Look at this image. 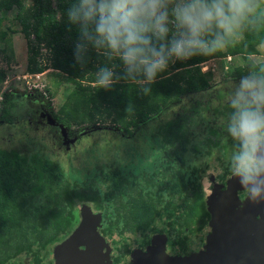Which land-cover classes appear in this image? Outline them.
<instances>
[{
  "label": "trees",
  "instance_id": "obj_1",
  "mask_svg": "<svg viewBox=\"0 0 264 264\" xmlns=\"http://www.w3.org/2000/svg\"><path fill=\"white\" fill-rule=\"evenodd\" d=\"M74 0H0V9H13L21 25V32L28 45L27 72L44 73L56 71L58 79L47 91L54 97L64 83L74 86L68 103L61 109L66 125H98L111 121L122 127L128 134L140 125L164 113L165 109L180 107L177 117L162 123L163 139L177 141L186 149L191 140L192 128L204 121L205 114L214 111L217 117L231 119L230 102L223 103V94L218 107L204 97L212 88V72H203L202 64L213 59L228 56L243 57L245 63L237 65L234 75L237 79L250 73L264 75V62L256 64L252 56L259 55V47L264 45V12H252L242 25L229 36L226 42L207 53H198L184 59L173 58L168 67L158 74L156 80L145 93L138 81L126 78L122 62L116 57H108L102 50L91 44L77 60L75 48L81 38L80 25L72 23L67 16ZM264 0H252L254 8ZM0 19V25H2ZM169 37L175 31L170 24ZM3 38L6 34H1ZM1 39V38H0ZM153 37L157 46L164 43ZM112 68L115 77L111 86L100 87L95 73L99 67ZM5 71L0 70V83L5 79ZM14 94H6L5 103L10 107L1 110L0 116L7 119L15 102ZM210 129L204 142L209 147L220 142L230 132ZM193 216L206 221L207 212L201 185L193 181ZM64 180L62 170L52 162L38 155L9 152L0 149V264H24L22 255H27L35 264H43L55 245L63 241L74 230V213L67 209L65 202L72 199H89L82 192L71 190ZM180 182L174 187L178 191ZM185 189V186H184ZM107 194V193H105ZM96 198L101 193L95 194ZM135 203V215H149L152 202L140 195ZM72 206L73 202L69 203ZM100 209L105 205L100 202ZM142 210L145 212L142 213ZM123 232H146L149 240L151 231L146 227L120 229Z\"/></svg>",
  "mask_w": 264,
  "mask_h": 264
},
{
  "label": "clouds",
  "instance_id": "obj_2",
  "mask_svg": "<svg viewBox=\"0 0 264 264\" xmlns=\"http://www.w3.org/2000/svg\"><path fill=\"white\" fill-rule=\"evenodd\" d=\"M252 0H74L68 19L80 25L77 60L91 44L118 58L126 78L147 93L173 58L222 46L249 16ZM170 24L175 26L171 38ZM153 37L165 41L158 46ZM100 87L114 82L108 66L95 73ZM228 131L239 141L232 171L254 197L264 194V75L250 73L234 85Z\"/></svg>",
  "mask_w": 264,
  "mask_h": 264
},
{
  "label": "rangeland",
  "instance_id": "obj_3",
  "mask_svg": "<svg viewBox=\"0 0 264 264\" xmlns=\"http://www.w3.org/2000/svg\"><path fill=\"white\" fill-rule=\"evenodd\" d=\"M27 3L32 4V0H27ZM259 11L264 12V2L253 8L252 13L256 14ZM0 19L3 20L2 25H0V35L6 34L4 38L0 36V70H4L6 76L9 75L10 85L19 89V95H15L12 99L15 105L12 106L10 115L7 119L0 116V148L30 156L38 155L42 159L55 162L67 163L68 158L73 159L74 165L67 173L68 177L78 181L98 173L97 168L93 170L92 167H104L107 161L108 163H112L110 161L120 163L126 158L127 162L130 163L129 166H133L139 162L140 158L153 162L159 157H165V152L162 150L161 144L158 143L157 130L163 122L177 117L181 113L180 107L165 109L164 113L153 117L148 124L133 128L132 134H128L120 126L113 125L111 121L98 125L80 126L73 123L68 126L62 120L65 118V114L61 112V109L68 103L74 86L64 83L49 103L21 96L20 94L26 93V87L24 81H19L17 77H22L27 73V40L21 32V25L16 19L15 10L0 9ZM259 49V56H252L256 64L264 62V45L260 46ZM244 63L243 57H237L231 62L221 60L208 64L215 72L213 71L212 88L205 94L204 102L209 100L214 105L213 107H218L221 103L218 94L224 95L223 103L230 102L234 85L239 81L234 75V69L237 65ZM57 74L52 69L43 73L38 81L40 86H44L45 91L48 87L54 91V84L58 79ZM34 80L37 79L34 78ZM9 107L10 103L4 102L2 110L4 108L5 111ZM37 107H41L47 112L48 122L44 126L38 123L37 115L31 114L33 120L31 122L26 119L29 114L27 113L28 108H33L36 111ZM212 110L205 114L203 123L192 128L191 147L196 148L187 156L194 168L203 169V172L208 170L214 174H219L221 168L225 165H231L235 153L232 147L228 148L227 142H235V146H237L239 141L228 134L220 140L225 142V145L211 149L201 146V142L207 137L210 129L221 131L224 130V126L226 131L228 129V125H224L226 119L217 117ZM54 129H58L59 132ZM153 157L157 158L154 160ZM145 168L148 169L149 165L146 164ZM213 173L204 178L206 190L209 187L208 176L212 174L214 178ZM81 249L86 250V246H81ZM21 259L24 262L27 261L26 257ZM55 260L56 257H53V264H55Z\"/></svg>",
  "mask_w": 264,
  "mask_h": 264
},
{
  "label": "flooded vegetation",
  "instance_id": "obj_4",
  "mask_svg": "<svg viewBox=\"0 0 264 264\" xmlns=\"http://www.w3.org/2000/svg\"><path fill=\"white\" fill-rule=\"evenodd\" d=\"M20 95L47 103L40 94ZM33 108H28L27 121H33L31 114H34L37 115L38 123L43 126L46 125L48 122L47 112L41 107H37L36 111ZM161 126L162 124L158 127L157 137L158 143L161 144V148L165 152V157H159L158 160L153 162L140 158L137 164L129 166L130 163L124 158V161H120V163L117 161L108 163L107 161L104 167H96L92 164L93 170L97 168L98 173L93 174V172V175L90 174L92 177L78 181L68 177L67 173L74 165L73 159L68 158L67 163L48 160L62 170L64 180L69 183L68 186L71 190L82 192L89 198L84 200L74 198L71 200L73 202L72 206L69 204L70 201L64 203L67 205V209L74 213L73 220L76 222L74 230L82 221L81 207L83 205L90 207L94 214H101L100 224L96 223V225L100 234L108 241L109 248H107L110 251L107 258H110L113 264L129 263L133 252L136 250L149 251L153 237L163 241L162 243L166 245L169 255L181 256L203 250L210 234L212 215L205 199L204 178L213 172L208 170L203 172V169L194 168L187 155L196 147H191V141L186 142L187 147L183 149V144L180 142L164 140ZM54 130L59 132L58 129ZM227 143L229 144L228 148L232 147L234 152L238 151L239 144L235 146V142ZM208 144L204 141L201 142V146L210 149L220 147L226 143L220 141L213 144V147H209ZM63 145L66 147L65 144ZM153 158L155 160L157 157ZM146 164L149 165L148 169L145 168ZM214 175L215 181L223 186V190H226L229 181L235 175L232 171V161L231 165H225L221 168V173ZM195 180L201 185L204 194L206 212L208 213L206 221L199 218L194 219L193 216L192 187ZM178 181L180 182V188L178 191H174ZM98 192L101 193L99 199L95 196ZM249 193L248 189H241L238 191V196L241 200H244ZM139 194L146 196L152 202V205L147 208L149 215L148 213L147 215L142 214V216L140 213V217L135 215L136 208L134 204L140 202ZM100 202L105 205V209L99 208ZM143 212L145 210H142ZM136 227L150 229L151 231L148 232L150 234L149 240L146 239V232L144 231H126L123 233L119 231L120 229ZM53 249L45 258L43 264H53L52 258H55ZM22 257H26L28 262H24L21 259ZM20 261L24 264H35L27 255H22Z\"/></svg>",
  "mask_w": 264,
  "mask_h": 264
},
{
  "label": "water",
  "instance_id": "obj_5",
  "mask_svg": "<svg viewBox=\"0 0 264 264\" xmlns=\"http://www.w3.org/2000/svg\"><path fill=\"white\" fill-rule=\"evenodd\" d=\"M206 203L212 215L210 234L203 250L169 255L166 245L153 237L149 251L136 250L126 264H264V194L241 200L238 191L248 189L234 175L228 188L208 176ZM80 225L55 246V264H113L108 241L98 231L101 214L82 206ZM81 246H86L82 250ZM108 247V248H107Z\"/></svg>",
  "mask_w": 264,
  "mask_h": 264
},
{
  "label": "built area",
  "instance_id": "obj_6",
  "mask_svg": "<svg viewBox=\"0 0 264 264\" xmlns=\"http://www.w3.org/2000/svg\"><path fill=\"white\" fill-rule=\"evenodd\" d=\"M227 61L231 62L233 61V56H228L227 57ZM202 70L203 72L207 73V72H213L214 69H211L207 63L202 64ZM45 73V72H44ZM43 73L40 74H31L29 72L25 73L22 77H17V79L23 80L24 81V85L26 87V93H22V94H27V95H36V94H40L48 103L50 102V100L52 99L51 95L49 94V92L44 90V86H40V82L39 79L41 77ZM34 78H36L37 80H34ZM0 112L2 110V105L5 102V98H6V94H14V95H18V91L19 89L17 88H13V86L10 85V77L9 75H7L4 79V81L2 83H0Z\"/></svg>",
  "mask_w": 264,
  "mask_h": 264
},
{
  "label": "crops",
  "instance_id": "obj_7",
  "mask_svg": "<svg viewBox=\"0 0 264 264\" xmlns=\"http://www.w3.org/2000/svg\"><path fill=\"white\" fill-rule=\"evenodd\" d=\"M255 56H259V55H255ZM221 60H227V58L213 59V60L208 61V62H206V63H207V65H208V64H210V63L217 62V61H221ZM234 60H235V57H233V61H234ZM214 72H215V70H214ZM212 73H213V72H212Z\"/></svg>",
  "mask_w": 264,
  "mask_h": 264
}]
</instances>
